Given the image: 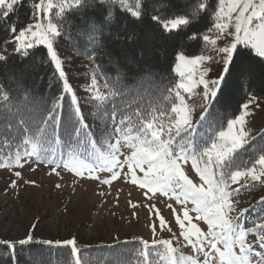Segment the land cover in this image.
Listing matches in <instances>:
<instances>
[{"label":"snow or ice","instance_id":"snow-or-ice-1","mask_svg":"<svg viewBox=\"0 0 264 264\" xmlns=\"http://www.w3.org/2000/svg\"><path fill=\"white\" fill-rule=\"evenodd\" d=\"M72 2L73 10L87 16L91 28L90 39L94 36L95 42L101 46L108 40L118 41L121 37L126 43L137 40L136 29L147 18L152 26L149 42L159 40L172 49V64L181 77L174 84L178 103L171 107V114L161 111L158 115L150 116L147 113L142 115L137 110L138 131L133 134L134 130L130 126L125 130L122 126L130 121V117L123 116L116 121L118 107L114 98L124 95L120 89L103 94L101 83L97 75L93 74L85 88L87 97H78L75 88L69 83L56 48V41L62 31L58 22L49 19L54 8L52 0H47V4L45 0H39L34 6L30 3L35 22L26 24L19 31L15 25L8 23V17L17 6H24V0H0V9H5L0 12V22L8 23L7 31L10 34L0 40V61L10 56L24 60L40 55L38 49H42L52 66L49 87L57 89L51 108L34 110L24 121L22 134L26 136L32 133L37 143L43 145L50 143L52 138H56L59 143L57 133L62 131L69 145H86L92 142L94 134L90 131L83 106L103 105V108L98 107V112L103 114L110 104L114 124L104 130L102 135L106 140L117 137L115 143L108 144L109 151L104 161L110 179H100L94 175L100 169L83 159L77 158L67 163L42 161L37 143L32 144L30 151H24V157L30 159L35 155L37 163L54 164L53 171L63 166L81 177L84 176L82 170H87L89 179L98 180L103 185H110L121 178L138 186L148 199L162 195L174 200L179 209L173 204H167V207L179 226V237L196 253L203 255V264H213L216 256L220 264H264V215L253 222L254 227L241 226L238 221L247 210L239 209L236 206L239 201L235 199L241 188L254 186L248 184L249 180L264 184V151L251 166H244L236 159L237 153L246 147L249 134L244 126L246 116L250 115L248 109L255 103L256 97L248 96L240 104L238 114L227 120L213 121L219 127L212 128L204 136L200 135L204 126L209 124L207 117L214 103L226 113L233 91L230 82L240 87L254 64H264V0H185L180 10H175L173 0H138L133 7L126 6L125 0ZM162 9L173 11L165 12ZM45 20L49 22L44 23ZM222 40L225 43L219 46L218 42ZM144 71L150 73L151 69L146 66ZM213 72L214 76L211 74ZM108 79L104 74L103 87L106 89ZM199 87H202L200 95L204 114L194 124L193 110L186 103L184 94L191 97L194 88ZM209 127L212 125L209 124ZM27 143L25 139L24 144ZM122 147L130 150V155L122 153ZM120 156H124V159L121 160ZM21 158L17 155L16 164H20ZM189 164L198 176L199 183H193L189 178L185 168ZM125 166L127 173L122 175ZM137 170L143 173L142 177L137 175ZM16 175L19 177L20 173ZM234 184L239 187H231ZM258 206L264 212V197ZM231 213H235V216ZM155 215L159 217V224L165 226L166 221L159 209ZM197 222H202L206 228L202 229ZM31 239L28 236L19 243L23 245ZM0 243L9 244L14 260V245L6 241ZM141 243L145 249L148 248L147 241L142 240ZM156 243L170 244L171 241H156L153 238V244ZM76 244L75 240L66 242L70 246L73 264H82ZM220 244L223 250L218 247ZM142 255L147 257L146 252ZM192 264H201V261L193 259Z\"/></svg>","mask_w":264,"mask_h":264},{"label":"trees","instance_id":"trees-1","mask_svg":"<svg viewBox=\"0 0 264 264\" xmlns=\"http://www.w3.org/2000/svg\"><path fill=\"white\" fill-rule=\"evenodd\" d=\"M38 2L39 0H24V6L15 8L8 17V23L15 25L18 31L22 30L26 24L34 23L29 4L34 6ZM184 2L185 0H173L176 5L175 10L182 9ZM52 3L54 8L51 10L49 19L51 22H58L62 31V35L56 41L57 52L67 71L68 81L75 88L78 97H87L88 93L85 92V88L88 87L90 76L93 74L97 75L103 94L106 95L109 90L120 89L124 95H117L114 98L118 107L116 121L118 122L123 116L130 117V121L122 127L125 130L129 126L132 127L133 134L138 131L139 121L135 115L137 110L142 115L145 113L150 116L158 115L161 111L168 114L171 107L178 103L175 98L174 84L179 79L174 72L171 47L163 44L165 50L169 49L166 51L167 54L165 53L167 60H161L163 68H160L161 63L158 64L156 59L148 58V61L144 62L147 59L143 55L141 40L147 37L150 31L152 32L151 22L147 18L144 24L136 29L137 40L126 43L121 37L118 41L108 40L101 46L95 42L94 36L90 39L91 28L87 23V16H82L78 11L73 10L72 0H67V2L66 0H52ZM136 3L138 0H125V5L128 7H133ZM4 10L0 9V12ZM161 11L170 12L173 9H162ZM48 22L49 20L44 21V23ZM8 23L0 22V40L10 35L7 31ZM38 51L41 52L40 55L30 56L24 60L10 56L7 60L0 61V164L15 161L17 155L21 156L25 150H30V144L37 143V138L32 133L26 136L22 134L25 127L24 121L36 109H50L52 98L56 94L57 89L49 87L52 66L47 62L48 58L43 54V50L38 49ZM64 56L76 62L75 69H70ZM146 66L151 69L150 73L144 71ZM104 74L109 78L107 89L103 87ZM11 77L18 78L20 84L11 82ZM230 88L233 91L227 108L233 110L234 115L238 114L240 104L245 102L248 96H255L256 99L264 96V64H254L248 77L241 82V86L236 87L230 82ZM98 107L103 108L104 106ZM98 107L83 106L90 131L94 134L92 142L86 145L75 143L69 145L62 131H58L59 143L56 142V138H52L50 143L46 142L43 145L37 143L38 150L43 149L53 154L68 155L73 156L74 159L83 160L92 158L95 152L105 153L108 150V144L113 143L117 137L114 136L111 140L103 137V131L111 127L114 122L111 117L110 104L103 114L98 112ZM219 108L220 105L215 103L211 106L208 120H212V112ZM260 136L254 138L246 144L245 149L237 153L238 163L251 166L259 154L264 151V135H262L263 142H258ZM25 139L28 140L27 144H24ZM257 188V186L245 188L242 192L245 190L246 193H252ZM260 201L261 199L243 208V210H248L252 216L251 218L248 216L244 226L254 227L253 222L257 221L259 216L264 215L258 206ZM42 242L36 243L33 239L23 245L19 242H10L14 245V260L12 259L13 250L10 249L9 244L0 243V264H73L70 246H67L66 242H51L50 244ZM124 245L125 247L116 253L109 249L111 246L108 249H102L95 245L78 242L76 244L80 250L82 264H162L163 260H167V254H152L150 250L142 249L141 244L136 240ZM144 252L147 253L146 258L142 255Z\"/></svg>","mask_w":264,"mask_h":264},{"label":"rangeland","instance_id":"rangeland-1","mask_svg":"<svg viewBox=\"0 0 264 264\" xmlns=\"http://www.w3.org/2000/svg\"><path fill=\"white\" fill-rule=\"evenodd\" d=\"M150 34H152L151 31L147 37H143L141 40L143 55L147 59L143 58V60L147 62L148 58L156 59L158 61H154L160 64L161 60H167L165 53L169 49L165 50L163 43L159 40L148 42ZM218 43L219 46H222L225 41L222 40ZM64 59L71 70L75 69L76 62L72 58L64 56ZM163 67L164 65L162 66L161 63L160 68ZM174 71L180 79L179 72L175 67ZM179 71L186 72L185 69ZM211 74L214 76L215 72ZM10 80L20 84L16 77H11ZM201 92L202 87H199L194 88L191 97L185 94L186 103L193 110L194 124L204 114V109L201 107L203 103ZM40 104L39 102L38 105ZM218 112L222 115L218 116ZM248 112L250 115L246 116L244 126L245 131L249 134L246 144L259 137L260 134H264V96L257 98L255 103L249 107ZM232 115L233 110L227 108L224 113L221 106L212 112L213 118L211 121L208 120L212 125L211 131L212 128L219 127L213 121L227 120ZM209 124L204 126L200 133L201 136L211 132L205 130ZM258 142H263L262 135ZM29 146L32 147V144ZM37 151L41 153L42 161L55 159L54 156H50L44 151ZM121 152L130 155V150L124 147L121 148ZM107 154V152L99 154L95 152L93 159L91 158L89 161L94 167L100 169L94 173L100 179H110V172L104 164ZM61 158L57 157L59 160L54 161L67 163L71 160L66 158L60 161ZM119 158L122 160L124 156ZM13 163L14 160H11L8 161L9 166L0 167V241L19 242L22 239H27L28 236H31L36 243L39 241L55 243L75 240L79 244L95 245L102 249H108L111 246L109 249L118 253L125 247L124 244H131L135 240L141 244L142 249H145L141 243L143 240L148 242L147 249L152 254H167L166 264H192L193 259H199L203 264V255L196 253L182 237H179V226L176 224L171 210L167 207V204H173L179 209L174 200H169L162 195L148 199L138 186L121 178L112 181L110 185H103L98 180L89 179L87 170H82L83 177L77 176L63 166L55 168L53 171L54 164L37 163L35 155L30 159L22 157L20 164L13 165ZM185 168L193 183H199V178L191 170L190 164ZM17 172L20 173L19 177L16 175ZM126 173L127 167L125 166L122 175ZM137 175L142 177L143 173L137 170ZM248 184H254L258 188L252 193H246L245 190L242 192V189L245 188H241L239 196L235 199L239 201L236 206L242 210L264 197V184L250 180ZM259 184L260 186H258ZM56 185H60V187ZM231 187L236 188L239 185L234 184ZM150 206L154 207L150 208ZM157 209L166 221L165 226L159 224V217L155 215ZM231 215L235 216V213H231ZM244 216L247 220L248 216L252 217L248 210L245 211ZM242 221L243 218L238 221L241 226H243ZM197 223L202 229L206 228L202 222ZM153 238L156 241H171V243L153 244ZM218 247L223 250L222 244ZM213 264H220L218 256L215 257Z\"/></svg>","mask_w":264,"mask_h":264}]
</instances>
